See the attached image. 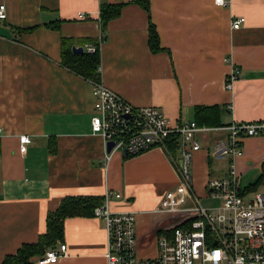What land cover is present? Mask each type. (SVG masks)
Here are the masks:
<instances>
[{
    "label": "crops",
    "instance_id": "obj_1",
    "mask_svg": "<svg viewBox=\"0 0 264 264\" xmlns=\"http://www.w3.org/2000/svg\"><path fill=\"white\" fill-rule=\"evenodd\" d=\"M121 4L100 28V7ZM0 264L46 231V216L65 197L122 194L113 212L132 213L140 258L157 255V239L171 217L152 216L178 183L176 167L160 148L134 157L113 153L91 131L92 86L61 65V43L99 45L100 81L134 107H156L171 125L194 121L196 107L217 106L220 125L264 120V0H0ZM83 14L85 18H80ZM243 17L238 30L232 22ZM153 25L162 51L152 53ZM231 58L239 78L225 91ZM30 143L20 154L19 137ZM202 150L192 157V189L205 200L209 178L224 175L225 160ZM53 150V151H52ZM212 162H220L218 168ZM264 137L246 139L236 162L241 183L264 177ZM254 175L253 178H250ZM245 180V181H244ZM201 202V201H200ZM66 254L54 264H106L104 222L67 218ZM32 264H38L32 262Z\"/></svg>",
    "mask_w": 264,
    "mask_h": 264
},
{
    "label": "built area",
    "instance_id": "obj_2",
    "mask_svg": "<svg viewBox=\"0 0 264 264\" xmlns=\"http://www.w3.org/2000/svg\"><path fill=\"white\" fill-rule=\"evenodd\" d=\"M213 2L225 7L231 0ZM79 17L85 18L83 14ZM5 19V6L0 5V21ZM244 22L243 17L237 18L232 22V29L238 30ZM97 51L99 46L93 44L85 49L90 54ZM225 62L230 65L224 85L229 92L239 78V70L231 58ZM89 82L95 112L91 131L103 140L105 165L115 152L134 157L160 148L178 175L177 185L163 194L155 211L175 221L157 239V255L152 258L138 255L133 214L111 210V204L122 201V194L105 191L93 217L104 222L106 264H264V193L245 201L252 187H242L236 169V162L243 155L244 141L264 137V120L212 127L195 121L171 125L158 108L134 107L100 80ZM210 134L216 137L206 140L204 148L207 154L225 160L226 166L224 175L207 180L206 202L202 204L192 189L191 165L193 154L202 150L199 136ZM18 141V151L23 154L30 138L23 135ZM110 143L113 146L108 151ZM65 254L66 244L59 242L34 262L54 264Z\"/></svg>",
    "mask_w": 264,
    "mask_h": 264
},
{
    "label": "trees",
    "instance_id": "obj_3",
    "mask_svg": "<svg viewBox=\"0 0 264 264\" xmlns=\"http://www.w3.org/2000/svg\"><path fill=\"white\" fill-rule=\"evenodd\" d=\"M146 12H149V0H136ZM122 5H102L100 7V28L104 32L108 21L116 18ZM103 40L92 41L90 44L99 46ZM148 46L152 53L162 51L158 35L153 25L148 29ZM72 43L63 40L61 43V65L69 72L88 81L97 82L100 80L99 52L93 54L83 52L82 54L72 53ZM195 122L206 126H218L220 121V110L217 106L196 107L194 109ZM172 149H174L171 146ZM53 151V150H52ZM261 178L251 185H258ZM103 198L100 196H77L65 197L60 201L58 208L49 212L46 216V231L39 236L35 243L23 244L14 255L4 258L1 264H32L35 258L44 254L45 250L56 246L63 240V225L67 218L93 217V211L102 204Z\"/></svg>",
    "mask_w": 264,
    "mask_h": 264
},
{
    "label": "rangeland",
    "instance_id": "obj_4",
    "mask_svg": "<svg viewBox=\"0 0 264 264\" xmlns=\"http://www.w3.org/2000/svg\"><path fill=\"white\" fill-rule=\"evenodd\" d=\"M211 166L216 169L220 166V162H215V163L212 162ZM263 171H264V165H263ZM253 177H254V175L250 176V178H253ZM244 183H247V182H243V184H242L243 188H244L243 185H245ZM259 193H264V177L258 185L254 186L252 189H250L249 193L245 195L244 199H245V201L251 200L255 194H259ZM200 201L202 204H205V202H206L205 200H200ZM152 217L155 218L158 222L160 220L162 221L164 219V216L160 215V214H155ZM174 221L175 220L172 218L171 221H169V223L171 224Z\"/></svg>",
    "mask_w": 264,
    "mask_h": 264
},
{
    "label": "water",
    "instance_id": "obj_5",
    "mask_svg": "<svg viewBox=\"0 0 264 264\" xmlns=\"http://www.w3.org/2000/svg\"><path fill=\"white\" fill-rule=\"evenodd\" d=\"M84 52L82 47H72V53L74 54H82ZM112 144H108V151L112 148Z\"/></svg>",
    "mask_w": 264,
    "mask_h": 264
}]
</instances>
